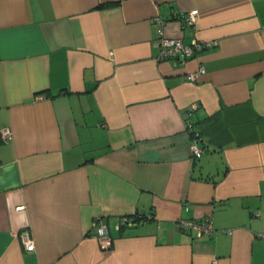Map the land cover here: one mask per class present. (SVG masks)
Segmentation results:
<instances>
[{
  "label": "crops",
  "instance_id": "obj_1",
  "mask_svg": "<svg viewBox=\"0 0 264 264\" xmlns=\"http://www.w3.org/2000/svg\"><path fill=\"white\" fill-rule=\"evenodd\" d=\"M156 16L211 45L158 59ZM262 233L264 0H0V264H264Z\"/></svg>",
  "mask_w": 264,
  "mask_h": 264
},
{
  "label": "built area",
  "instance_id": "obj_2",
  "mask_svg": "<svg viewBox=\"0 0 264 264\" xmlns=\"http://www.w3.org/2000/svg\"><path fill=\"white\" fill-rule=\"evenodd\" d=\"M198 13L197 9H193L188 12L182 20V25L189 24L191 25L195 17ZM154 22L157 25L158 32V59H169L174 62L176 65H182L189 58H192L196 55L197 52L207 48L211 45L210 42L205 41H195L192 44H185L178 37L167 36L164 33V26L166 21L160 16L154 17ZM205 72L204 66L199 65L197 69L188 72L186 74V79L194 82L198 79L200 75ZM198 104L192 103L190 104L186 110L185 114L190 119L192 113L196 110ZM187 121L186 129L191 136V151L195 158H199L204 150V145L206 143L204 137L201 133L195 129L194 124L190 120ZM2 136L5 141H7L11 137V132L8 128L2 130ZM132 217L129 216H121L117 222V227L121 225H129L133 221ZM179 226L185 230H189L193 232L196 236H203L207 234H211L214 231L213 222L211 216H207L201 219H188V220H180ZM92 236L97 239L100 245L105 249L109 247L110 237L108 235V227L105 223L100 220V218H96L92 222ZM261 238H264V233L260 235ZM25 248L29 251L34 249V242L29 239H24Z\"/></svg>",
  "mask_w": 264,
  "mask_h": 264
},
{
  "label": "trees",
  "instance_id": "obj_3",
  "mask_svg": "<svg viewBox=\"0 0 264 264\" xmlns=\"http://www.w3.org/2000/svg\"><path fill=\"white\" fill-rule=\"evenodd\" d=\"M104 6V5H103ZM129 217H132V216H129ZM133 218V222H135V221H139V219H141V218H143V217H141V216H139L138 214H135L134 215V217H132Z\"/></svg>",
  "mask_w": 264,
  "mask_h": 264
}]
</instances>
